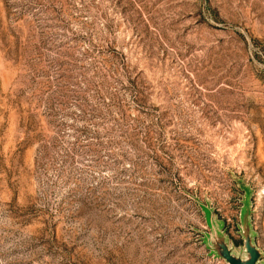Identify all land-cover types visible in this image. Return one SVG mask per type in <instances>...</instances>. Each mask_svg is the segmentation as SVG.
<instances>
[{
	"label": "rangeland",
	"instance_id": "1",
	"mask_svg": "<svg viewBox=\"0 0 264 264\" xmlns=\"http://www.w3.org/2000/svg\"><path fill=\"white\" fill-rule=\"evenodd\" d=\"M264 264V0H0V264Z\"/></svg>",
	"mask_w": 264,
	"mask_h": 264
},
{
	"label": "water",
	"instance_id": "2",
	"mask_svg": "<svg viewBox=\"0 0 264 264\" xmlns=\"http://www.w3.org/2000/svg\"><path fill=\"white\" fill-rule=\"evenodd\" d=\"M242 233L245 239V257L236 255L232 248L229 247L225 237L221 233L217 232L213 242V250L215 254L218 257L223 258L227 264H260L263 253L253 241L246 216H244V226Z\"/></svg>",
	"mask_w": 264,
	"mask_h": 264
}]
</instances>
